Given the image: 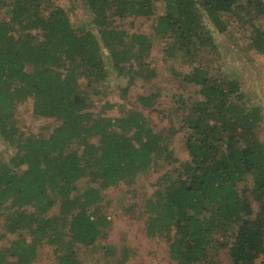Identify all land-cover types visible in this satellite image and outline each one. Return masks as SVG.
I'll return each instance as SVG.
<instances>
[{
  "label": "trees",
  "instance_id": "1",
  "mask_svg": "<svg viewBox=\"0 0 264 264\" xmlns=\"http://www.w3.org/2000/svg\"><path fill=\"white\" fill-rule=\"evenodd\" d=\"M86 1L99 34L74 26L69 9L52 0H0V137L14 149L9 160L0 157V215L9 210L0 229L19 234L9 248L0 246V264H33L44 243L55 248V264H88L78 245H94L112 222L98 189L74 194L83 156L108 187L133 181L164 146V136L147 125L140 109L112 117L105 113L112 102L96 112L91 97L109 79L102 42L112 72L128 78L126 86H117L123 93L137 76L154 74L144 68L153 48L150 35L119 29L116 19L151 17L157 0ZM164 1L170 9L158 16L155 32L168 58L215 48L212 24L224 32V16L247 14L250 48L264 54V25L253 22L264 15V0ZM182 79L199 85L202 96L190 104L179 97L190 159L182 164L183 173L146 199L147 234L167 238L176 264L208 263L207 245L214 241L229 246V264H264V141L257 132L263 111L237 78L195 66ZM156 96L139 94L137 100L151 107ZM29 99L34 117L58 121L49 135L21 131L16 112ZM74 142L82 155L72 149ZM27 206L33 211L21 210ZM236 221L232 242L216 238L217 230ZM26 229L30 238L22 234ZM3 236L0 231V241Z\"/></svg>",
  "mask_w": 264,
  "mask_h": 264
},
{
  "label": "rangeland",
  "instance_id": "2",
  "mask_svg": "<svg viewBox=\"0 0 264 264\" xmlns=\"http://www.w3.org/2000/svg\"><path fill=\"white\" fill-rule=\"evenodd\" d=\"M55 4L69 9V15L74 26H86L96 34L97 28L93 24L94 13L86 0H52ZM170 7L164 0H157L156 13L151 17L129 16L125 19H116L119 29L130 32H145L153 40V48L145 56V69L154 74L149 79L137 76L131 84L128 92L123 93L118 87L126 86L128 78H121L112 72L110 65V53L107 46L101 43V53L105 64L109 69L107 83L99 86L98 93H91L94 106L92 110H102V105L112 102L114 107L105 113L116 117L129 111L141 110L146 123L154 131L164 136V146L152 155L149 167L141 171L133 181H124L116 186H103V180L91 161L83 156L82 166L84 172L78 181L75 195H79L89 187L100 191L102 205L107 207L112 226L109 231L92 246L79 244L78 255L88 264H121L124 255L128 256L124 264H176L169 257V245L167 238L159 235L149 236L146 231V215L143 208L147 198L151 197L157 189L165 188L169 179H175L179 173H183L182 164L190 157L186 150L185 133L180 130L182 118L186 109H182L179 97L184 96L186 103L202 99L200 86L183 81V74L189 73L193 67L206 68L211 75L237 78L241 82V89L251 102L261 107L263 119L257 128L259 138L264 141V54L250 48L251 27L243 20H247L249 14L242 18L224 16L228 19L227 29L224 32L214 28L216 47L213 49H198L191 58H186L179 52L172 58H168L163 52L164 42L155 32L158 16L165 14ZM253 22L264 25V15L254 17ZM118 86V87H117ZM156 93L154 104L151 107H143L137 100L139 94ZM32 99L17 108L16 118L18 125L26 135L47 136L57 126L58 121L53 118L34 117L31 114ZM90 110V109H89ZM130 135H135L132 131ZM98 142V138L91 139ZM72 149L83 154L82 146L77 142L72 144ZM14 149L0 137V157L9 160ZM25 166H23L24 168ZM179 170H177V169ZM58 212V207H55ZM22 211H33L27 206ZM8 209L0 215V225L5 222ZM238 222L227 223L216 231V238L232 242L238 230ZM4 234L0 246L9 248L19 234H12L3 229ZM22 234L30 238L26 229ZM208 263L205 264H229V246L220 245L216 241L207 245ZM9 255V254H7ZM9 260L13 259L8 256ZM57 255L55 248L44 243L39 247L38 259L33 264H55ZM204 264V263H203Z\"/></svg>",
  "mask_w": 264,
  "mask_h": 264
},
{
  "label": "crops",
  "instance_id": "3",
  "mask_svg": "<svg viewBox=\"0 0 264 264\" xmlns=\"http://www.w3.org/2000/svg\"><path fill=\"white\" fill-rule=\"evenodd\" d=\"M109 218H110V216H109ZM113 223V222H112Z\"/></svg>",
  "mask_w": 264,
  "mask_h": 264
}]
</instances>
